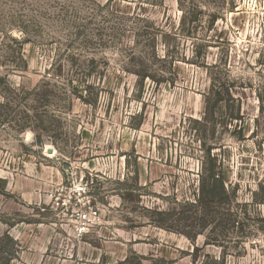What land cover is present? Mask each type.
<instances>
[{
	"label": "rangeland",
	"instance_id": "1",
	"mask_svg": "<svg viewBox=\"0 0 264 264\" xmlns=\"http://www.w3.org/2000/svg\"><path fill=\"white\" fill-rule=\"evenodd\" d=\"M0 264H264V0H0Z\"/></svg>",
	"mask_w": 264,
	"mask_h": 264
},
{
	"label": "trees",
	"instance_id": "2",
	"mask_svg": "<svg viewBox=\"0 0 264 264\" xmlns=\"http://www.w3.org/2000/svg\"><path fill=\"white\" fill-rule=\"evenodd\" d=\"M233 119H236L235 117ZM209 150H207L208 154V168L205 170L206 172V184H202L200 192L202 196L213 198L224 197L226 195V190L223 185L222 177L216 171L215 159L213 157H209Z\"/></svg>",
	"mask_w": 264,
	"mask_h": 264
}]
</instances>
